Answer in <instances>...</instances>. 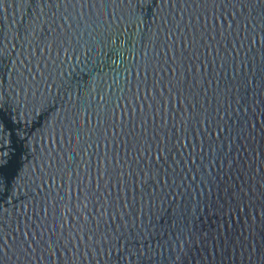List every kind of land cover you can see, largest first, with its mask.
<instances>
[{
    "label": "snow or ice",
    "instance_id": "6c2138e0",
    "mask_svg": "<svg viewBox=\"0 0 264 264\" xmlns=\"http://www.w3.org/2000/svg\"><path fill=\"white\" fill-rule=\"evenodd\" d=\"M109 2L117 6H134L139 13L140 22L145 24L149 32L156 24L160 7L165 3L169 7L173 6V0H11V3L9 0H0V83L6 77H14V82L21 88L25 84H36L39 81L49 87V98L45 105L40 111L32 113V118L36 121L47 120L49 111L56 108L63 95L69 98L73 94L81 95L98 71H103L105 67L116 71L108 65L107 60L120 55L121 50L113 47L105 51L101 47L98 52L95 46L85 48L82 56H74L75 64L65 71L69 48L76 53L79 48L84 47L77 38L79 33H75L74 26L69 23L72 17L67 10L75 9L77 5L83 7L85 4L92 8L97 5L103 7ZM183 2L203 7L205 16L209 6L213 13L219 9L225 15L231 8L232 14L227 16L229 22L226 26H220V39H217L216 34L208 35L207 24L199 27L198 23L183 25V18L179 22L175 18L163 19L153 33L156 36L161 32L165 33L166 39L160 44L164 48L163 59L159 56L148 57L146 54L142 65L134 64L135 92L132 89L133 82L129 79L124 88L119 89L122 93L120 96L114 93L109 96L98 94V101L90 97L84 109L87 115L83 125L80 123V109H75V127L72 126L70 116L65 129V135H72L75 146L63 149V156L57 152L55 163L50 167L55 169L58 179L61 172L71 174L69 179L75 176L76 207L71 210L67 232L63 227L57 234L54 227L49 232L44 229L43 224L33 225L32 227L43 229L39 233L40 239L33 236L30 242L22 240L13 243L12 247L17 249L20 256L25 257L28 264L43 261L45 256L51 260L55 255L60 260L61 251L65 254L67 264H85L86 261L88 264H151L154 259L151 255V241L166 231L177 233L170 245L172 264H205L203 256L198 259L193 253L207 252L209 244L218 248L224 243H231L234 225L230 221L233 216L244 219L240 226L241 246H244L248 238L254 241L259 238L257 250L264 254V191L259 193L258 200L255 193L233 192L229 195L228 202L206 198L203 191L205 188L211 191L214 186L215 173L212 169L216 165L208 163L209 160L220 159L222 164L228 163L231 168L236 163L231 158L236 141L249 137L255 139L257 133L264 140V43L259 48L261 56L258 68H250L255 57L250 58L248 55L256 45L258 26L261 39L264 40V0ZM13 5L20 13L14 39L22 50L16 59L7 55L9 47L4 43L3 16L6 9ZM253 5L260 7L258 18L251 13L245 14L244 10ZM241 24L243 36L240 35ZM189 29L191 40L188 39ZM213 33H216L215 25ZM229 37H232L231 44L228 43ZM128 40L131 42L132 38L129 37ZM41 47L48 53V57H36L30 53V59L20 58L25 50ZM200 48L205 50L206 64L200 63ZM245 48L247 51H244ZM53 50L56 52L55 57H52ZM132 51L135 52L134 44ZM62 52L65 53L63 58ZM209 69L212 72L211 78ZM124 70L131 75V68L126 67ZM229 70L231 76L228 75ZM141 72L143 78L140 76ZM149 73L152 74L151 85ZM212 80L216 81L214 88ZM115 83L119 84V80ZM52 86L61 95L52 94ZM202 87L205 104L208 103L209 93L216 101L218 135L215 138L205 137L204 132L200 131L201 116L208 123L209 115L205 105L199 103ZM142 88L143 97L140 95ZM173 98L178 105L192 106L172 109ZM117 109L121 113L119 122L116 119ZM168 111L173 112L171 125ZM175 112L180 113L179 117ZM229 112H232L231 116L228 115ZM93 116L95 125L92 123ZM233 116L237 123L229 130L228 150L225 151L223 132L226 129L222 125L225 117L231 120ZM15 124L16 120L5 102L3 90L0 89V193H5L8 187L12 166L9 145L15 134L12 127ZM116 127L120 128L119 133L115 132ZM109 128L114 130V136L125 137V159L121 162L111 158L108 153L101 159L97 153L93 169V154L88 149L91 142L99 144L101 139L107 144ZM207 130L210 132L211 127ZM85 134L88 141L81 144ZM189 136L192 137V144L188 143ZM197 136L200 138L199 155L196 151ZM182 140L184 143H181ZM111 142L113 145L118 143L117 139H112ZM153 146L157 157L155 161L151 159ZM185 147L189 149L187 153L184 152ZM69 151L72 153L71 159ZM132 151L136 153L135 157H132ZM141 152L143 155H140ZM145 156L148 157L147 163ZM186 163L188 167H185ZM73 168L75 172L72 171ZM220 170H223L222 167ZM257 211L259 215L255 214ZM72 216H75V220H72ZM205 216L220 217L214 236L211 232L205 234L201 226ZM224 217L228 219L225 220ZM11 227L0 219V258L6 255L5 249L9 247L5 237L8 235L7 229ZM14 231L20 232V226L17 225ZM23 234L33 235L29 225H24ZM69 252L71 256L68 255Z\"/></svg>",
    "mask_w": 264,
    "mask_h": 264
},
{
    "label": "water",
    "instance_id": "95a60500",
    "mask_svg": "<svg viewBox=\"0 0 264 264\" xmlns=\"http://www.w3.org/2000/svg\"><path fill=\"white\" fill-rule=\"evenodd\" d=\"M11 3V0H9ZM160 7V6H158ZM64 8H61V12ZM72 19L69 23L74 26L73 31L79 33L77 37L80 45L84 46L77 50L76 53L72 52V49L68 50V60L66 61L65 71L70 70V66L75 64L76 55H81L85 48L95 46L99 52L101 47L105 48V51L113 47L121 50L120 55H116L107 60L108 65L116 71H110L105 67L103 71H98L94 78L90 80L81 95L73 94L71 98L67 95H63L62 101L58 102L54 110H50L47 120L36 121L32 118L34 111H40L45 105L46 100L49 98V87L45 85L43 81H39L36 84H25L23 88L18 87L14 82L15 78H5L0 83V89L3 90L5 102L8 108L13 114V118L16 120V124L12 125L14 135L10 142L11 160L12 166L8 176V187L5 193H0V219L10 224L12 227L7 229L8 235L5 237L9 247L5 249L6 255L0 258V264H28V261L24 256H20L15 247H12L13 243H18L22 240L31 241L33 236L36 239H40L39 233L43 229L32 227L33 225L43 224L44 229H48L49 232L55 229L59 234L61 227L67 232L69 226V216L71 210L76 207L75 196L76 182L75 176L69 179V175L64 172L59 173V179L54 168L50 167L55 163V155L57 152L61 156L64 155L63 149H68L73 144V137L71 134L65 135V129L68 127L69 117H72V126L75 127V109H80V123L85 122L84 111L86 105L89 102V98L99 100V95L109 96L113 93L116 96L122 95L120 88H124L126 81L132 80V89L135 92V80L136 69L134 64H143L145 55L148 57L159 56L161 60L164 56V48L160 46L166 39L165 33L161 32L159 36L154 35L158 26L163 19H173L179 22L183 18V25H199V27H208V35H217V39H220L218 32L221 24L225 26L229 22L228 15L232 14V9L229 8L227 15L220 12L219 9L215 13L209 6L208 14L205 16L203 7H195L192 4H185L183 0H173V6L169 7L167 3L160 7V10L156 17V24L153 25L151 32L148 31L145 24L140 22L139 13L132 5L117 6L109 2L101 7L97 5L95 8L85 4L83 7L77 5L75 9L69 8L67 10ZM245 14L251 13L253 17L258 18L260 14L259 6H251L246 8ZM199 13V16H197ZM224 16V19L220 17ZM20 19V13L15 8V5L8 7L3 16L4 29V43L8 45L9 51L7 55L16 59L19 56L21 45L14 39L16 21ZM213 25L216 27V33H213ZM118 27V31H117ZM143 34V43L141 38ZM243 24H241L240 35L243 36ZM131 37L132 41L129 42L128 38ZM191 30L189 29L188 39L191 40ZM256 45L254 50L249 52V57H255V62L250 63V68H258L260 62L261 53L259 48L264 40L261 39L260 27L256 28ZM223 44V41H221ZM228 43H232V37H229ZM133 44L135 45V52L132 51ZM204 48H200L201 64H206L204 60ZM244 51H247L245 48ZM39 57L43 55L48 57V53L40 48H31L25 50L21 59L31 58L29 54ZM90 54V52H89ZM65 53H61L63 58ZM244 52L241 53L243 58ZM56 56L55 50L52 52V57ZM115 60V63H113ZM25 63H27L25 61ZM27 67V65H24ZM128 67L132 69L131 75L124 69ZM217 70L219 64H217ZM212 72L209 69V76L211 78ZM228 75L231 76L229 70ZM143 78V72L140 73ZM119 80V84L115 81ZM152 74L149 73V83L151 85ZM215 80H212V87H215ZM52 94L61 95L57 93L55 86L50 89ZM125 88V92H126ZM151 89L149 88V92ZM201 95L199 103L205 105L207 108L208 123H205L204 117L201 116L200 131L204 132L205 137L215 138L218 135L217 120H216V101L213 99L211 93L207 97L208 103L205 104L204 88L200 89ZM99 94V95H98ZM141 97L144 96L143 88L140 92ZM259 99V97H258ZM115 103V101H113ZM139 104V102H138ZM121 105L123 102L121 101ZM165 105L167 109V99H165ZM210 105V107H209ZM182 106L190 108L192 105H178L175 98L172 100L171 107L176 109ZM203 111V109H201ZM232 111H235V105H233ZM243 112V109L241 110ZM175 115L179 117L180 113L175 112ZM223 115V113H221ZM229 116L232 112H229ZM167 116L169 124L172 123L173 112L168 111ZM121 113L119 109L116 112V119L119 122ZM125 120L128 119L125 115ZM92 123L95 125V116L92 117ZM237 121L235 117L229 120L225 117L223 121V128L226 131L223 132L225 151L228 150V134L229 130L236 125ZM259 123V118H257ZM149 124H151V118L149 117ZM18 125V127H17ZM211 127L209 132L207 129ZM251 127V123L249 124ZM115 132L119 133L120 128L116 127ZM107 135L109 141L107 144L101 139L99 144L91 142V147L88 149L92 153L93 169H95L96 154L98 153L101 159L105 153H108L111 158L119 159L121 162L125 159V137L123 135L114 136V130L108 129ZM112 139H117L116 145L112 144ZM233 139H235L233 137ZM88 141V136L85 134L81 144ZM200 138H196V151L199 155ZM181 143H184L182 140ZM189 144L193 143L192 137L189 136ZM219 144V142H218ZM147 147V145H145ZM130 150V149H129ZM188 148H184V152H188ZM131 151V150H130ZM140 155H143L141 152ZM175 155V154H173ZM69 159L72 158V153H68ZM136 153L132 151V157H135ZM87 159V157H85ZM184 159V157H181ZM231 158L236 161L231 168L228 167V163H221L220 159L209 160L208 163H214L216 165L212 171L215 173L214 186L211 191L205 188L203 191L206 198L210 197L213 201L223 199L224 202H228L229 195L233 192L238 194L255 193V198H260L259 193L264 191V140L260 138L259 133L256 134V138L249 137L248 139H240L235 142V147L231 152ZM78 159V158H77ZM145 163L148 162V157L145 156ZM151 159L155 161L157 159L154 146ZM58 166V165H57ZM189 165L186 163L185 167ZM222 167V171L220 170ZM83 168V165H81ZM127 165H125V170ZM75 172V168L72 169ZM139 210V208H137ZM251 211V210H250ZM259 215L258 211L255 213ZM227 220V217H224ZM72 220H75V216H72ZM220 217L205 216L202 218L201 226L205 230V234L211 232L215 235V228L217 226ZM230 223L234 225L232 229L231 243H224L218 248H213L209 244L207 252L201 251L200 253H193L194 255L204 257L205 264H264V254L258 251L260 245L259 238L255 241L248 238L244 246H241L240 231L241 225L244 223V219H238L233 216ZM29 225L32 236H25L23 234L24 225ZM19 225L20 232H15V227ZM177 233L173 231L163 232L162 236H157L155 240L151 241L153 252V260L151 264H172L173 256L170 245ZM15 253V254H14ZM39 255V253L37 254ZM71 256V253H68ZM59 256V251L57 252ZM61 259L58 260L55 255L51 260L45 256L43 261H34V264H67L64 259L65 254L60 252ZM85 264H88L86 261Z\"/></svg>",
    "mask_w": 264,
    "mask_h": 264
}]
</instances>
